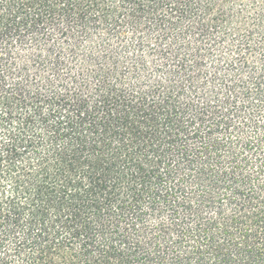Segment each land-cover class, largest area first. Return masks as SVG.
Wrapping results in <instances>:
<instances>
[{"label": "trees", "instance_id": "trees-1", "mask_svg": "<svg viewBox=\"0 0 264 264\" xmlns=\"http://www.w3.org/2000/svg\"><path fill=\"white\" fill-rule=\"evenodd\" d=\"M0 264H264V0H0Z\"/></svg>", "mask_w": 264, "mask_h": 264}]
</instances>
